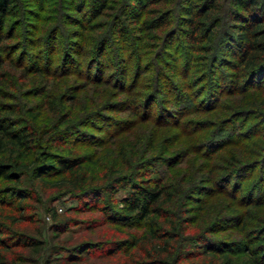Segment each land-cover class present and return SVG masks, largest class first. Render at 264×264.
<instances>
[{
	"label": "trees",
	"instance_id": "1",
	"mask_svg": "<svg viewBox=\"0 0 264 264\" xmlns=\"http://www.w3.org/2000/svg\"><path fill=\"white\" fill-rule=\"evenodd\" d=\"M136 2L133 21L137 24L139 32L143 33L138 39L140 47L160 48L162 52H167L170 47L174 48L175 32L169 29L172 24V10L169 6L171 0ZM108 3V0H89L87 9L92 14L93 21L105 14L109 8ZM18 4V0H0V264H62L60 261L69 256H73L71 261H77L81 260L80 257L93 252H98L101 256L98 258L103 259L121 254L117 258V264H181L183 260L190 259L188 256L192 253L189 255V252L184 251V247L188 241H192V237H196L186 233L183 227L185 221H182L173 209L175 205L172 202H177L183 195L171 183L164 182L162 178L153 179L152 184L149 181L142 183L132 181L130 182L132 190L117 200L113 194L116 182L114 179L113 182L106 181L107 184L101 187L95 185L96 183L90 182L91 177L89 179L86 177L83 156L74 152L73 156L69 157L51 151L54 144L64 143L67 137L62 126L65 123L64 119L69 115L62 110L66 102L76 97L68 95L72 90L69 87L59 94L54 93V88L50 90L47 87L49 65L45 68L44 61L52 63L51 43L46 41L49 46H45L47 54L45 52L43 58L36 56L25 61V52L18 50L21 45L14 42L17 38L15 30L21 26L19 21L14 25L10 24L8 19L10 16L18 15ZM185 4L187 5L183 9L184 15L179 28L180 36L183 37V42L179 43L184 47L181 62L177 64L173 59L165 71L164 69L156 71L160 73L159 81L167 80L165 84L171 90L181 93L184 83L174 85L166 70L184 68L190 73L193 68L192 61L196 60L197 65L193 70L195 86L203 80L198 77L199 75L205 76L211 72L214 76L208 77L206 87L197 88L196 95L201 103L214 102L204 109L206 112H212L221 102V95H218L221 89L234 90L239 99H236V103L230 104L225 116L218 117L215 122H209L207 118L197 119L205 122L198 121L195 124L198 125V129L210 128L211 131L207 133L209 139L207 138L208 141L204 144L210 145L208 150L217 148L218 143L234 144L239 149L246 150L243 153L244 157H241L240 150H229V158L222 167L221 175L213 181L207 177L192 176L194 180L198 178L196 180L198 183L191 184L190 193L184 195V200L190 199L197 207H189L186 212L203 209L202 204H206L207 199L213 198L218 192L201 184L205 181L213 182L215 185L221 183L222 188L219 192L230 199L224 204L221 214L208 223L204 232L217 233L224 230L225 225L229 223L242 228V235L236 241L226 242L206 239L203 235L198 236L196 239H204L205 247L210 248L203 255L210 254V257H205L194 264H264V175L259 173L254 183L245 186L234 182L243 172L254 171L264 166V133L260 136V133H256L260 120L264 122V102L258 101L259 97L264 96V0H232L237 36L231 38L227 32L224 33L222 41L225 45L222 46L227 48L224 61L217 60L212 54L199 60L198 54L201 51L206 52L210 42H215L214 30L219 24V18L215 15L219 8L216 0H185ZM105 42L104 39L103 43ZM17 50L18 53L14 55ZM102 52L103 45L95 46L86 63V69L89 70L94 64L97 65L93 69L99 76L104 74V70L98 64ZM71 53L70 51L65 57L69 56L70 59ZM202 61L204 63H201ZM218 62L226 65L232 72L226 76L221 75L215 70ZM17 69L19 72L15 71ZM117 70L123 76L119 78V74L117 78L125 86L128 80V67L120 69L117 65ZM165 74L168 77L164 76ZM187 76L189 77L188 74ZM18 81L28 82L30 93L25 92V96L29 98L40 96L41 102L18 105L5 103L1 98H7L8 91L15 89ZM251 89H260L261 92L253 93ZM176 94L173 106L183 110L185 105L180 103L182 98ZM159 95V91L154 88L151 92L145 93L141 100H137L135 94L130 91L132 97H126L122 103H127L129 108L135 106L148 108L150 101H154ZM112 106H114L112 109L116 108V103ZM43 108H47L54 119L48 118L45 124L39 125L36 122L42 117ZM160 110L165 109L161 107ZM236 130L240 131L236 133ZM233 137L237 138L235 139L237 143H230L229 140L234 139ZM154 140L155 136L149 139V148L153 147ZM201 145L203 147V143ZM191 150L192 148H187L181 156L186 157ZM178 155L180 153L168 158L176 160ZM144 156L138 157H142L143 160ZM131 157H134L133 154ZM32 159L39 162V166L34 169L30 166ZM30 179L34 180L42 191L48 188L59 193L66 191L79 200L90 199L93 196L91 205H88L90 207L87 206L83 210L89 208L98 210L103 221L101 223L97 222L98 220L90 221L87 230H94L99 224L108 222L118 227L124 226L128 230L136 224L143 229L139 232L131 230L125 232L122 234L125 236L123 239L94 241L89 238L79 244L67 246L70 242L61 239L60 236L67 232L69 224L59 215L57 208L48 209L52 223L46 232L51 235L36 227L37 221L34 216L22 214L25 210L23 200L33 198L35 193L34 185L29 183ZM200 194H203L204 198L200 197ZM103 195L108 200L116 202L115 207H110L104 202L99 203ZM75 210L79 209L75 207ZM185 220L192 225L198 220V216ZM124 245L129 246L125 251ZM226 245H237L238 248L219 247ZM64 252L66 255H62ZM239 252L245 257H238ZM194 255L198 256L199 253Z\"/></svg>",
	"mask_w": 264,
	"mask_h": 264
},
{
	"label": "rangeland",
	"instance_id": "2",
	"mask_svg": "<svg viewBox=\"0 0 264 264\" xmlns=\"http://www.w3.org/2000/svg\"><path fill=\"white\" fill-rule=\"evenodd\" d=\"M108 1L109 8L105 14L94 21L92 14L87 9L89 0H40V2L38 0H18V15L8 18L10 24L17 25L16 21H19L21 26L15 30L17 38L14 42L20 43L21 47L18 50L25 52V61L36 56L43 58V55L47 54L45 46L48 47L51 43L53 51H50V61L52 63L44 61L45 68H47L46 65H49L47 87L50 90L54 88L56 94L64 92L65 88L69 87L72 90L68 95H75L76 97L71 101H68L69 98L67 97L68 102L65 103L62 110L69 115L64 119L65 123L62 126L67 137L64 143L54 144V147L52 145L51 151L69 157L73 156L72 153L74 152L83 156L85 159L83 169L86 177L88 179L91 177L90 182L96 183L95 185L101 187L107 184L106 181L113 182L112 179H114L116 182L113 186V190H115L113 194L117 200L132 190L133 186L130 184L132 181L137 183L149 181L152 184L153 179L162 178L164 182L171 183L183 195L182 198L181 196L178 198L177 202L173 201L172 203L175 205L173 209L177 212L178 217L185 221L183 227L187 234L190 233V236L194 235L196 238L203 235L206 239H218L226 242L238 240L242 235V228L230 223L225 225L224 230L217 233L204 232L208 223L215 216L221 214L224 204L230 200L228 196L219 192L222 188L221 183L216 185L213 182L207 183L208 181L201 183L206 187H211L213 191H218L213 198L207 199L206 204H202L203 209L199 208L197 211L186 212L189 207L197 206H194L196 204L188 198L184 200V195L190 193L191 184L198 183L196 181L198 178L192 179L193 175L194 177L195 175L207 177L213 181L221 175L222 167L229 158V150H240L241 157H244L243 153L246 150L239 149L234 144L223 143L224 145H220L218 143L219 148L217 146L212 151L208 150L210 145L204 144L208 141L207 133L211 130H209L210 128L198 129V125L195 124L198 121L205 122V120L197 119L207 118V121L215 122L218 117L225 116L230 104L236 103V99H239L238 95L236 96L232 89H221L218 92V95H221V102L215 110L206 112L204 109L214 102L201 103L202 101H199L200 98H197L196 95L197 88L206 87L208 77L214 78V76L211 72L205 76L199 75L198 77L203 80L195 86L193 70L197 65L196 60L192 61L193 68L190 73L184 68L182 70L178 68L175 71L168 68L166 70L172 83H175L174 85L184 83L183 90H180L181 93L171 90L165 84L167 80L159 81L160 73H156V71H160V69L165 71L166 66L174 60L177 64L181 62L184 47L179 43L183 42L179 28L184 15L183 9L187 5L185 0H171L169 5L172 10V24L169 29L175 32V36L173 38L174 48H168L167 52H162L160 48L146 49L140 47L141 43L138 39L143 33L139 32L137 24L133 21L137 0ZM216 3L219 8L215 15L219 18V24L214 30L215 42H210L206 52L198 53L200 54L199 60L206 56L210 57L212 54L217 60L224 61L225 54H227V48L222 46L225 45L222 41L224 33L227 32L231 38L237 36V29L234 28L236 21L235 16H233L232 0H216ZM104 39L106 40L105 43H103ZM97 45L98 47L103 45V52L98 58V64L101 65L104 74H100V76L93 69L97 65L94 64L91 70L86 69L89 56L92 55L91 52H94ZM18 50L14 55L18 53ZM70 51L72 53L69 59V56L67 58L65 56ZM45 52L46 54H44ZM178 59L179 62H177ZM117 65L120 66V69L128 67V80L125 86L117 78L119 74V78L123 77L117 70ZM217 65L215 70L221 75L226 76L232 72L226 65H221L219 62ZM18 69L15 71L19 72ZM27 81L25 83L16 82V88L10 89L8 97L1 99H4L5 103L16 105L39 104L41 102L40 96L29 98V96L24 95L25 92L30 93ZM154 88L159 91L160 95L154 101H150L148 108L143 106L129 108L127 103H122L126 97H132L130 91L135 94L134 97L137 100H141L145 93L151 92ZM259 90L251 89L250 91L260 93ZM176 93L182 98L180 103L185 105L183 110L173 106ZM258 101L264 102V96L259 97ZM115 103L116 108L112 109L111 107H114L112 105ZM161 107L165 110L159 111ZM158 111L159 114H157ZM41 116L36 124L42 125L49 119H54L47 108H43ZM257 127L256 133H260V136L264 133V122L260 120ZM238 131L240 130H236V133ZM152 136H155V142L153 147L149 148L148 141ZM235 139L237 138L230 139V143H237ZM187 148H192V152L186 157L181 156V153ZM125 150L126 153H124ZM177 153L180 155L176 160L168 158ZM132 154L134 157H131ZM139 155H145V158L142 160V157H138ZM34 160L31 161V169L39 166V162ZM263 170L264 166H261L254 171L243 172L235 178L234 182L241 183L242 186L254 183L259 173L264 175ZM29 183L34 185L35 193L33 198L23 200L25 210L22 214L34 216L37 221L36 227L46 232L52 223L48 209L57 208L59 215L69 224L67 232L60 236L61 239H67L70 242L67 246L79 244L89 238L94 241L123 239L125 237L122 235L123 233L130 230L139 232L143 229L138 224L128 230L124 226L118 227V225L108 222L99 224L94 230H87L86 227L90 225V221L98 220L97 222L100 223L103 221L98 210L91 208L83 210L91 205L93 196L90 199L79 200L73 198L74 196H71L73 194L66 191L59 193L50 188L42 191L34 180L30 179ZM229 187L227 186V188ZM200 197L204 198V195L200 194ZM102 202L109 204L110 207H115L117 204L108 200L104 195L99 203ZM75 207L79 210H75ZM196 215L198 220L189 225L185 219ZM77 222L80 224L76 225ZM46 234L51 235L49 232ZM196 238L192 237V241H188L185 245L184 251L189 252V255L192 254L188 256L190 259L183 260L181 264H194L205 257H210V254L208 256L203 255L207 253V249H210L205 247L206 241ZM124 247H126L124 251L129 248L127 245ZM219 247L223 249L238 248L237 245ZM65 253L62 255H66ZM196 253L199 255H194ZM119 255L121 254L103 259L98 258L101 257L98 252H93L90 255L80 257L81 260L71 261L73 256H67V259L60 262L62 264H117ZM237 256L245 257L240 252Z\"/></svg>",
	"mask_w": 264,
	"mask_h": 264
},
{
	"label": "built area",
	"instance_id": "3",
	"mask_svg": "<svg viewBox=\"0 0 264 264\" xmlns=\"http://www.w3.org/2000/svg\"><path fill=\"white\" fill-rule=\"evenodd\" d=\"M59 210H61V209H59Z\"/></svg>",
	"mask_w": 264,
	"mask_h": 264
}]
</instances>
